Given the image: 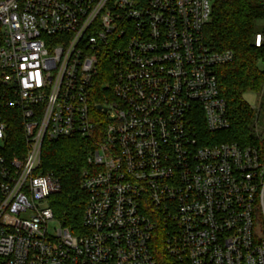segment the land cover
Listing matches in <instances>:
<instances>
[{
  "label": "built area",
  "instance_id": "1",
  "mask_svg": "<svg viewBox=\"0 0 264 264\" xmlns=\"http://www.w3.org/2000/svg\"><path fill=\"white\" fill-rule=\"evenodd\" d=\"M214 2L0 0V264H264V136L215 137L234 53L205 43ZM67 139L89 146L79 234L41 169Z\"/></svg>",
  "mask_w": 264,
  "mask_h": 264
},
{
  "label": "trees",
  "instance_id": "2",
  "mask_svg": "<svg viewBox=\"0 0 264 264\" xmlns=\"http://www.w3.org/2000/svg\"><path fill=\"white\" fill-rule=\"evenodd\" d=\"M263 42L255 46V36ZM207 47L214 52L231 51L234 61L219 68L221 94L225 99L230 128L215 137L221 142L263 147L255 133L258 113L245 100L248 93H260L264 87V0H215L212 18L204 32ZM20 123L11 126L8 143L13 151L22 145ZM88 143L67 139L43 144L42 172L53 173L61 182V192L48 199L49 207L63 227L73 234L82 232L87 195L80 187L86 167Z\"/></svg>",
  "mask_w": 264,
  "mask_h": 264
},
{
  "label": "rangeland",
  "instance_id": "3",
  "mask_svg": "<svg viewBox=\"0 0 264 264\" xmlns=\"http://www.w3.org/2000/svg\"><path fill=\"white\" fill-rule=\"evenodd\" d=\"M264 70V67L262 68ZM245 100L253 110H256L258 113V116H256V122H255V133L258 137H260V140L262 138V135L264 136V87L262 92L260 93H248L245 95ZM52 229L56 228V223L51 225Z\"/></svg>",
  "mask_w": 264,
  "mask_h": 264
},
{
  "label": "water",
  "instance_id": "4",
  "mask_svg": "<svg viewBox=\"0 0 264 264\" xmlns=\"http://www.w3.org/2000/svg\"><path fill=\"white\" fill-rule=\"evenodd\" d=\"M99 109H100V107H99Z\"/></svg>",
  "mask_w": 264,
  "mask_h": 264
}]
</instances>
